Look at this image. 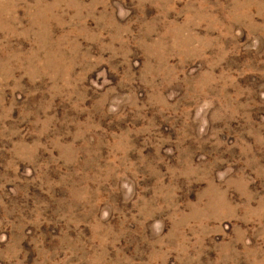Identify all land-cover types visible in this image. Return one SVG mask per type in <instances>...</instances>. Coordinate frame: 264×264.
I'll return each instance as SVG.
<instances>
[{
  "label": "rangeland",
  "instance_id": "1",
  "mask_svg": "<svg viewBox=\"0 0 264 264\" xmlns=\"http://www.w3.org/2000/svg\"><path fill=\"white\" fill-rule=\"evenodd\" d=\"M0 264H264V0H0Z\"/></svg>",
  "mask_w": 264,
  "mask_h": 264
}]
</instances>
